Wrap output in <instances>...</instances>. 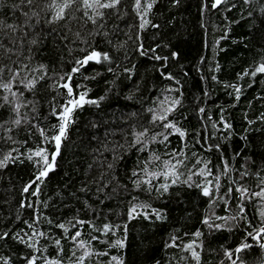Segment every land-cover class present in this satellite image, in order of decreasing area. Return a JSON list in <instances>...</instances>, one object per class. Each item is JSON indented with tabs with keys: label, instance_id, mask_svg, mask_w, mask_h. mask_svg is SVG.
<instances>
[{
	"label": "trees",
	"instance_id": "obj_1",
	"mask_svg": "<svg viewBox=\"0 0 264 264\" xmlns=\"http://www.w3.org/2000/svg\"><path fill=\"white\" fill-rule=\"evenodd\" d=\"M53 2L0 0V83L12 82L11 91L0 88V161L11 156L0 167V264H75L84 251L76 231L90 242L84 264H264V234L253 238L264 226V198L251 195L264 190V73L252 75L264 64V0L217 8L213 0H140L139 10L136 0H121L95 22L83 8L54 21ZM148 3L150 23L141 28ZM92 51L108 60L81 66ZM84 93L96 103L73 110L54 168L32 183L43 167L34 153L46 150L51 162L63 106ZM177 99L164 123L184 137L153 123ZM145 130L143 145L133 146ZM176 159V183L147 174ZM197 160L212 175H193L203 167ZM138 205L150 207L130 216ZM106 224L114 227L105 235ZM118 239L124 247L110 246ZM245 243L252 247L236 253Z\"/></svg>",
	"mask_w": 264,
	"mask_h": 264
},
{
	"label": "snow or ice",
	"instance_id": "obj_2",
	"mask_svg": "<svg viewBox=\"0 0 264 264\" xmlns=\"http://www.w3.org/2000/svg\"><path fill=\"white\" fill-rule=\"evenodd\" d=\"M23 2H25V0H22V3ZM120 2H121V0H54L53 4H51L49 7L53 8L55 11V15L53 17L54 21H59V20L65 19L66 15L69 13L70 10L71 11H77L80 8H83L84 9V15L87 16L88 19L95 22V17H97V16L102 17L103 16V12L101 10H103V9H116L117 6L120 4ZM174 2L179 3V0H174ZM224 2H225V0H213L212 7H217ZM26 3L31 5L33 3V0H26ZM136 7L138 10L140 9V0H136ZM152 7H153V3L147 4L146 9L144 11V15L141 16V20H142V23L140 25L141 28H144L146 25H148L150 23V21L147 20L145 17L147 15V10L151 9ZM89 12L93 13L94 15H89ZM24 15L28 16V13H24ZM33 15H36V13H33ZM7 27L12 29L13 31H15L17 26L7 25ZM153 27H156V25H153ZM2 28H3V22H0V30H2ZM33 43H35V41H33ZM3 47H4V45L2 43H0V48H3ZM7 51L10 52L11 49H7ZM101 58H103V60H108V55L106 53L102 54V53L97 52V51H92L89 55H87V57L84 60L80 61L79 63L81 66H83L84 64H87L89 61H93V60L96 62H100ZM155 59H157V60L165 59L166 60L167 58L166 57L162 58V57L156 56ZM25 67H27V66H25ZM43 67L44 66L42 65L41 69ZM78 70H79L78 68H74L73 72L78 71ZM3 71H4V68L0 67V73H3ZM256 72L264 73V64H261L259 67H257L255 69V71L252 73V75H255ZM18 75H19V72H15L13 75V79H15V76H18ZM68 78L70 80L71 76L69 75ZM169 78H171V77H169ZM39 79H43V76H41ZM37 83H38V80L36 78H33L32 80H30L26 84V87H28L29 89L34 88ZM62 86L67 89L69 96L73 95V89L68 83L63 84ZM0 88H3L7 91H11V88H12L11 80L7 83H0ZM237 92H239L238 88H237ZM12 95L16 96V93L12 92ZM85 97H86V93L80 94L78 99H70L67 101V104L63 106V111L60 114L61 123L58 127L57 134H55L51 137V140L55 143V149H56L55 152L52 153L51 162H49V157H48L46 150H38L34 153V155L36 157L40 158V161H37V163L42 162L43 167L39 171V174L36 176L35 181H33L32 183H35L36 181L42 182V178L46 177L48 175V172L54 168L56 156L59 155V152H60V146H61L62 138L66 137L67 128L73 122L71 119L73 110L77 107H82L84 103H96V101L86 100ZM4 99L7 100V97H5ZM165 103H167V100L165 101ZM179 103H180V101L177 99V100H172L169 107H167V108H164L163 105H161L162 111L153 116V123L155 121L159 120L163 124V127L165 129H172L175 133H178L181 137H184L185 132H183L180 128H178L175 123H172V122L164 123L165 121L168 120L169 114L175 110V107L177 105H179ZM16 109L18 111L19 105L16 106ZM201 111H203V110H201ZM15 123L19 124L20 120H16ZM228 126L229 125H226V127H228ZM41 132L43 134V130H41ZM145 136H147V130H145L144 132H141V133H137L135 136V143L133 146H135V144L143 145V137H145ZM167 138H168L167 135L163 136L164 140H167ZM152 139L154 140L155 138L153 137ZM139 150H142V149H139ZM28 158L31 160L32 156H29ZM173 158L175 159V154H173ZM9 159H11L10 155L6 156L4 160L0 161V167H4ZM159 159H160V157L153 156V160H159ZM163 163H164L165 167L168 169V171H165L162 173L150 172L147 174L149 176H152V177H157L159 175H163L165 177V179H167L169 175H172L173 177H175L172 180V183L173 184L176 183V179H178V176L176 173V168H177V165H183V161L176 159L175 163H173L172 160L164 161ZM196 163L197 164L203 163V167H201L198 172L193 173V175H200L202 177L212 175L211 170L208 168V162H202L201 160H197ZM145 171L147 172V169H145ZM134 175H135V173H134ZM243 175L244 174H242V176ZM189 179H191V177H189ZM215 179L217 180V188H218L219 187V185H218L219 177H215ZM185 182H187V181H185ZM147 183L150 185L151 181L149 180V181H147ZM209 183H211V182H209ZM261 183H264V178H261ZM137 186H139V182H137ZM197 186L199 187L200 185H197ZM30 187H31V184L26 186L24 191L27 192ZM160 187L164 191H167L169 185L163 184ZM37 191H38V188H37ZM202 191H203V194L205 196H208L211 194L209 191V188L206 186L202 187ZM237 191L241 194L242 197L248 195V189L247 188L241 187V188H238ZM251 195L264 198V190H262L260 192L252 193ZM137 207L147 208L150 206H148V205L134 206L130 210V216H132L133 213L137 212ZM241 211H243L242 207H241ZM153 212L156 214L157 218H160V214L158 212H156V210H153ZM261 215L264 216V212H262ZM145 218H149L147 214H145ZM79 223L83 224L84 221H79ZM205 223H208V221L206 220ZM58 227H60L61 229H65L64 224H60V225H58ZM113 227L114 226H112V225L106 224V225H104V228L102 231L106 235L108 232L113 231ZM116 227H118V226H116ZM210 227H211V225H210ZM217 227H219V226H217ZM124 228L126 231L127 226L125 225ZM65 231H67V229H65ZM261 234H264V226H261L260 228H258L256 230V236L253 238L259 241L261 239ZM39 235L44 236V233L40 232ZM80 235H81V233L79 231H76L74 233V235L72 236V239L74 241H78V247L80 249H84L83 254L76 258L75 264H84L85 259L87 257H89L90 255H92V252L90 250V242L79 240ZM196 235L199 236L200 233H197ZM248 235L251 236L252 233H249ZM2 238L3 237H0V239H2ZM92 239L98 240L99 238L93 237ZM56 245L57 246L60 245L59 240L56 241ZM110 246L122 248V247H124V241L118 239ZM29 247H34V245L29 244ZM250 247H252V245L245 243L241 247L236 248L235 252L240 253L241 251L248 249ZM260 247L264 248V243H261ZM188 248L192 249V245L189 244ZM98 254L99 255H106L107 253H98ZM73 255H75V252L73 253ZM227 255L229 258H231L232 253L229 252V253H227ZM192 256L196 260L200 259L199 254L197 252H195L194 250L192 251ZM116 259H117L116 257H112L113 261H115ZM29 264H36V259L31 258L29 260ZM49 264H58V262L50 261ZM121 264H122V262H121ZM232 264H236V261L233 260Z\"/></svg>",
	"mask_w": 264,
	"mask_h": 264
},
{
	"label": "water",
	"instance_id": "obj_3",
	"mask_svg": "<svg viewBox=\"0 0 264 264\" xmlns=\"http://www.w3.org/2000/svg\"><path fill=\"white\" fill-rule=\"evenodd\" d=\"M217 8V7H216ZM88 64V63H87ZM87 64H84V67H86L87 66Z\"/></svg>",
	"mask_w": 264,
	"mask_h": 264
},
{
	"label": "bare ground",
	"instance_id": "obj_4",
	"mask_svg": "<svg viewBox=\"0 0 264 264\" xmlns=\"http://www.w3.org/2000/svg\"><path fill=\"white\" fill-rule=\"evenodd\" d=\"M231 23V22H230Z\"/></svg>",
	"mask_w": 264,
	"mask_h": 264
}]
</instances>
